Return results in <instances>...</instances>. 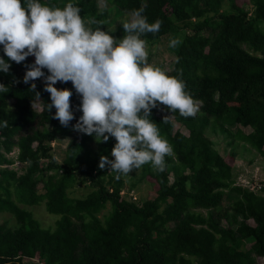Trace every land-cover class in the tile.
Segmentation results:
<instances>
[{
	"label": "trees",
	"instance_id": "obj_1",
	"mask_svg": "<svg viewBox=\"0 0 264 264\" xmlns=\"http://www.w3.org/2000/svg\"><path fill=\"white\" fill-rule=\"evenodd\" d=\"M246 1L254 5L252 17L244 6ZM42 2L63 7L69 0ZM72 2L78 4L82 17L100 20L105 30L107 24L129 16L143 3L148 21H161L156 33L142 35L147 43L177 32V21H185V25L191 22L194 31L175 51V62L167 73L185 82L186 89L201 101L200 109L194 117H183L163 105L152 108L151 119L172 146L174 158L165 157L163 171L150 168L147 175L155 196L138 204L122 196L123 181L116 178L115 172L109 175L111 187L102 181L101 174L106 170L98 166L100 157L107 155L111 159L116 141H99L100 151L95 152L91 148L95 135L73 129L82 114L78 108L80 95L75 89L70 97L75 118L68 126H62L53 118L55 108L49 112L46 108L51 101L50 94L43 90V78L35 80L41 97L23 83L26 66L34 61V56L20 63L12 61L10 72L0 73V83L8 88L7 93L0 94V122L7 121L0 128V165L13 161L6 153L16 147L17 161L26 166L22 174L6 167L0 169V211L12 213L18 222L15 228L0 225V264L264 261V195L231 186L234 155H221L204 132L211 121L250 127L249 133L238 129L235 138L264 155V0ZM225 3L231 10L220 12ZM44 71L47 74V69ZM56 87L72 88V84L58 81ZM37 102L41 103L40 109ZM160 108L169 111L188 133L175 129V122L169 118L162 121ZM59 136L72 137L62 164L52 153V143ZM42 160H47L46 166H42ZM77 170L97 185L84 198L68 194V188L76 182ZM172 171L174 180L170 183ZM227 188L238 192L240 198L222 205ZM41 202H45L50 213L59 216L55 229L43 228L30 211L20 206ZM108 204L111 210L102 219L99 215ZM195 209H207V215Z\"/></svg>",
	"mask_w": 264,
	"mask_h": 264
},
{
	"label": "clouds",
	"instance_id": "obj_2",
	"mask_svg": "<svg viewBox=\"0 0 264 264\" xmlns=\"http://www.w3.org/2000/svg\"><path fill=\"white\" fill-rule=\"evenodd\" d=\"M144 11L143 3L132 10L121 22L125 34L117 38L100 26V20L82 17L72 0L63 7L42 0H0V73H9L12 61L34 56L23 83L41 97L35 80L43 78V90L51 101L46 108L48 112L55 108L53 118L62 126L75 118L70 106L75 89L82 114L73 129L94 134L97 141L115 138L113 158L102 155L98 166H107L117 179L148 162L154 170L163 171L165 157L173 155L172 146L151 119L152 108L163 105L171 113L194 117L201 105L179 76L149 62L142 35L156 33L161 21L150 23ZM177 43L173 39L170 46ZM58 81H71L72 88H58ZM7 92L6 84L0 83V94ZM6 124L0 122V128Z\"/></svg>",
	"mask_w": 264,
	"mask_h": 264
},
{
	"label": "rangeland",
	"instance_id": "obj_3",
	"mask_svg": "<svg viewBox=\"0 0 264 264\" xmlns=\"http://www.w3.org/2000/svg\"><path fill=\"white\" fill-rule=\"evenodd\" d=\"M244 6L247 8L249 12V17L254 15V5L252 2H244ZM101 5L106 4L103 1L100 2ZM230 6L228 4H224L220 12H229ZM109 14V10L107 15ZM129 18L128 15H124L122 19H117L115 22L107 24L108 29L114 37L120 38L124 33L123 27L120 25L123 20ZM195 18H193V21ZM180 29L170 35L164 36L155 40L154 42L147 43L149 56L148 60L150 63L160 66L164 70L169 71L173 67V63L175 62V51L179 49L180 44L182 43L185 36L190 33H193V25L190 22H187L188 25H185V21H177L176 22ZM177 40L178 43L175 46H170L171 40ZM36 107L38 109L41 108V103L37 102ZM158 115L164 118L167 115H170L168 118L175 122V129H179L184 133H188V129L180 122L175 120V117L166 109L160 108L158 110ZM238 129H241L245 133H249L251 131L250 127H243L240 125H230L216 123L211 121L205 127L204 132L205 135L211 140L212 147L216 149L221 155L224 157L233 156V160L231 162V177L229 179L232 187H242L250 192H254L258 195H264V155L251 147V145L240 141L235 138V133ZM72 137L68 136H59L53 143L52 153L56 158L57 162L62 164L66 157V148L68 143L70 142ZM109 139L115 140L114 137H109ZM116 141V140H115ZM91 148L95 152H99V141L94 138V141L91 143ZM17 153L18 149L15 147L10 153H6V156L9 159H13L10 164L4 163L0 165V169L2 167L14 169L18 172V174H22L25 172V163H21L17 161ZM174 158V155L170 156ZM113 157H111L112 159ZM42 166L47 165V160H42ZM154 170L153 166L150 162L145 163L139 169H133L127 175H121L120 178L123 181V184L120 188V192L122 196H124L127 200L137 202L141 204L148 197H154L153 184L148 180L147 172L150 170ZM105 173L101 174L102 181L108 187H111V183L109 182V175L111 171H109L108 167H105ZM50 173V172H49ZM54 173V171H51ZM76 182L68 188V194L72 198H84L91 192H93L97 185L95 182H92L91 179L86 177L80 170L76 171ZM0 178L1 175H0ZM174 180L173 171L170 173V183ZM40 184L38 187H40ZM41 190V189H40ZM11 196L14 200H16V195L14 194L13 188H11ZM240 198L238 192H236L232 188H227L224 190V198L222 201V205H227L229 203L234 202ZM21 207L27 209L33 214L41 226L43 228L55 229L57 220L59 216L53 213H50L46 206L45 202H41L37 205H27L20 204ZM111 210L110 204L100 213V217L103 219V215L109 213ZM194 211H200L203 214L207 215V209H195ZM0 225H5L6 227H17L18 222L17 218L8 211H0ZM223 226H227L226 222L222 221ZM248 248L247 245H243L242 248ZM252 257L255 259V255L252 253ZM255 264H264L263 260H258Z\"/></svg>",
	"mask_w": 264,
	"mask_h": 264
}]
</instances>
